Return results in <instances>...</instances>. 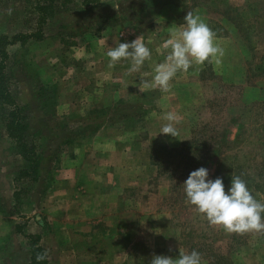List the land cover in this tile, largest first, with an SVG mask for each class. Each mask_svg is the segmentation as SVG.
Wrapping results in <instances>:
<instances>
[{"label": "rangeland", "instance_id": "rangeland-1", "mask_svg": "<svg viewBox=\"0 0 264 264\" xmlns=\"http://www.w3.org/2000/svg\"><path fill=\"white\" fill-rule=\"evenodd\" d=\"M63 2L41 40L7 48L9 90L27 108L38 180L19 185L15 204L25 164L0 108V264L29 263L26 235L40 236L47 264H150L153 255L192 250L201 264H264V234L210 225L183 185L204 167L226 192L240 176L264 202V0ZM34 3L0 0V36L39 30ZM189 11L216 33L221 63L177 73L168 93L140 92ZM138 36L151 59L131 74L130 60L109 69V48ZM168 111L181 117L176 138L159 133ZM164 148L186 152L172 158Z\"/></svg>", "mask_w": 264, "mask_h": 264}, {"label": "clouds", "instance_id": "clouds-1", "mask_svg": "<svg viewBox=\"0 0 264 264\" xmlns=\"http://www.w3.org/2000/svg\"><path fill=\"white\" fill-rule=\"evenodd\" d=\"M119 4L114 8H118ZM184 23L170 29L169 37L163 43L167 55L162 63L154 67L152 78L141 79L140 92L159 89L168 93L171 81L177 73H187L195 66L205 62L219 65L225 50L216 40V33L199 14L189 11L183 18ZM109 58L108 68H114L121 60H130L128 74L139 72L145 61L151 59V51L142 36L129 42L118 43L106 52ZM148 76V73L144 74ZM162 119L166 121L159 133L176 138L179 135L176 125L181 117L172 111L165 112ZM208 169L200 167L192 171L183 182L186 202L194 206L210 225L222 227L227 233L264 234V202L257 200L246 182L240 176L231 178L228 191L221 178L208 179ZM47 253L38 254L37 260H44ZM150 264H201V256L195 250L190 253L180 252L178 258L153 255Z\"/></svg>", "mask_w": 264, "mask_h": 264}, {"label": "trees", "instance_id": "trees-1", "mask_svg": "<svg viewBox=\"0 0 264 264\" xmlns=\"http://www.w3.org/2000/svg\"><path fill=\"white\" fill-rule=\"evenodd\" d=\"M64 4L68 0H63ZM100 0H84L85 4L97 3ZM56 0H35L34 10L38 16L36 20V26L39 30L35 31L33 34H18L13 37H8L7 35L0 36V108L6 110V123H5V132L7 137L14 142L15 146L18 149L19 155L24 162L25 166L21 169L15 177V192L13 198L15 204L19 205L21 203V188L20 184H33L38 180V156L35 151V147L32 143L27 140L26 133L28 130V115L27 108L20 106L14 97L11 95L9 90V83L7 80V62L9 60V55L7 48L11 45H14L17 42H24L27 39H33L36 41L41 40L40 34L42 28L45 26L49 19H52L54 9L56 8ZM264 69V65L260 70ZM184 143L182 146L186 147ZM161 153L166 155L169 154L171 157L173 154L177 155L180 152H186L185 150H170L169 149H160ZM159 155V154H158ZM157 152L154 151L152 155L153 162L160 164L162 157H159ZM193 157V154H192ZM173 158V156H172ZM185 159L189 161V155L187 153ZM156 160V161H155ZM18 230V228H17ZM19 233V231H17ZM25 238L29 241L30 246V260L28 264H47V259L37 260L38 254H44L45 251L40 245V236L39 235H26Z\"/></svg>", "mask_w": 264, "mask_h": 264}]
</instances>
